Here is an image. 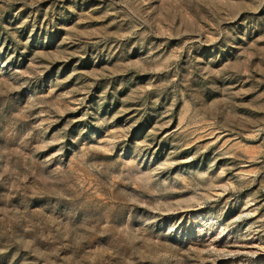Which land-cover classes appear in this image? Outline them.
<instances>
[{
	"label": "rangeland",
	"instance_id": "374dc122",
	"mask_svg": "<svg viewBox=\"0 0 264 264\" xmlns=\"http://www.w3.org/2000/svg\"><path fill=\"white\" fill-rule=\"evenodd\" d=\"M0 264H264V0H0Z\"/></svg>",
	"mask_w": 264,
	"mask_h": 264
}]
</instances>
